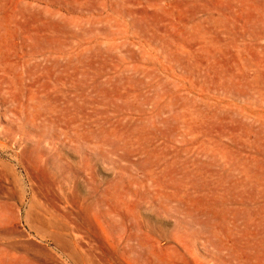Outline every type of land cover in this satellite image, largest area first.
<instances>
[{
	"label": "rangeland",
	"instance_id": "1",
	"mask_svg": "<svg viewBox=\"0 0 264 264\" xmlns=\"http://www.w3.org/2000/svg\"><path fill=\"white\" fill-rule=\"evenodd\" d=\"M0 264H264V0H0Z\"/></svg>",
	"mask_w": 264,
	"mask_h": 264
}]
</instances>
